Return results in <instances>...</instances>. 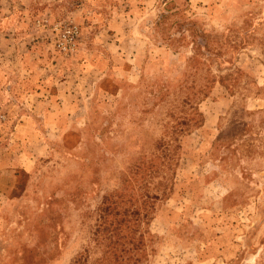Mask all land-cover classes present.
Instances as JSON below:
<instances>
[{"label":"rangeland","instance_id":"374dc122","mask_svg":"<svg viewBox=\"0 0 264 264\" xmlns=\"http://www.w3.org/2000/svg\"><path fill=\"white\" fill-rule=\"evenodd\" d=\"M1 74L0 264H264V0H0Z\"/></svg>","mask_w":264,"mask_h":264},{"label":"crops","instance_id":"0c3cea01","mask_svg":"<svg viewBox=\"0 0 264 264\" xmlns=\"http://www.w3.org/2000/svg\"><path fill=\"white\" fill-rule=\"evenodd\" d=\"M36 59H37V61L39 62V57L38 56H36ZM8 74H1L0 75V79H5L6 81H9L10 80V76H7ZM10 91L12 90V89H9ZM22 126H24V125H22ZM19 126H16V128H18Z\"/></svg>","mask_w":264,"mask_h":264},{"label":"trees","instance_id":"16d2710c","mask_svg":"<svg viewBox=\"0 0 264 264\" xmlns=\"http://www.w3.org/2000/svg\"><path fill=\"white\" fill-rule=\"evenodd\" d=\"M159 191V189H157ZM158 192L154 193L153 195L152 194H148L146 195V198L148 199H154V198H157L158 197Z\"/></svg>","mask_w":264,"mask_h":264}]
</instances>
